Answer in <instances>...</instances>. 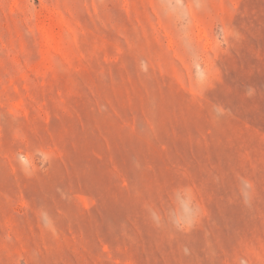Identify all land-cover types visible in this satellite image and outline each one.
Returning <instances> with one entry per match:
<instances>
[{
    "label": "rangeland",
    "instance_id": "374dc122",
    "mask_svg": "<svg viewBox=\"0 0 264 264\" xmlns=\"http://www.w3.org/2000/svg\"><path fill=\"white\" fill-rule=\"evenodd\" d=\"M0 264H264V0H0Z\"/></svg>",
    "mask_w": 264,
    "mask_h": 264
}]
</instances>
